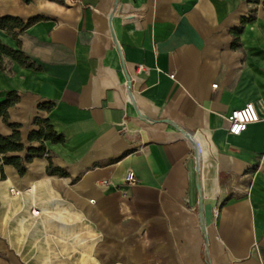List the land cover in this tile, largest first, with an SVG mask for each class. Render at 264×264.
<instances>
[{"label":"crops","instance_id":"1","mask_svg":"<svg viewBox=\"0 0 264 264\" xmlns=\"http://www.w3.org/2000/svg\"><path fill=\"white\" fill-rule=\"evenodd\" d=\"M0 17L34 63L0 70L8 121L38 146L46 119L67 172L43 155L19 175L0 154L2 258L34 242L79 264H264V0H0ZM248 102L259 119L230 134Z\"/></svg>","mask_w":264,"mask_h":264},{"label":"trees","instance_id":"2","mask_svg":"<svg viewBox=\"0 0 264 264\" xmlns=\"http://www.w3.org/2000/svg\"><path fill=\"white\" fill-rule=\"evenodd\" d=\"M23 1L30 2L31 0ZM252 18L253 16H250L248 18L242 17L240 20V26L236 28L235 31H239L242 25L245 22L252 20ZM1 19L2 18L0 17V21ZM235 46L236 43L233 41L232 47ZM6 57L24 67L34 66L33 61L19 47H11L2 42V40L0 39V70L6 69ZM17 99L18 95L15 92H8L5 99L0 102V116H2L4 122L12 129V132L8 135L0 133V154L2 163L12 165L19 175H23L27 170V163H29L34 157L46 155V172L49 174L66 176L67 172L58 166H54L52 164L50 156L47 154L44 141H50L52 143L62 142L63 136L61 134H58L46 119L35 117L33 122L38 126V128L30 130L27 136V140L29 142L38 141V146H26L20 138L19 124L10 123L8 121L7 107L15 103ZM21 151H25L24 156H21L19 154H8L10 152Z\"/></svg>","mask_w":264,"mask_h":264},{"label":"rangeland","instance_id":"3","mask_svg":"<svg viewBox=\"0 0 264 264\" xmlns=\"http://www.w3.org/2000/svg\"><path fill=\"white\" fill-rule=\"evenodd\" d=\"M28 229L33 239L34 227H29ZM95 246L97 247L98 243L92 242V254H94L93 251ZM35 248L36 244L34 242H27L26 244L6 243V258H2L0 253V264H79L77 259L50 256V254H56L51 253L50 248L46 250L44 258H36L35 256L37 253ZM81 252L82 250H78L76 254H80ZM83 261V259H80L81 263Z\"/></svg>","mask_w":264,"mask_h":264},{"label":"built area","instance_id":"4","mask_svg":"<svg viewBox=\"0 0 264 264\" xmlns=\"http://www.w3.org/2000/svg\"><path fill=\"white\" fill-rule=\"evenodd\" d=\"M215 85L212 84L214 87ZM225 119L227 121L228 132L232 135H239L247 128L248 124L256 122L259 119V115L254 104L248 102L240 108L232 109ZM124 180L128 185H133L137 182L135 173L130 169L127 170ZM101 184L107 186L108 181L104 179L101 181ZM38 213L39 210L37 209L31 210L32 215H37Z\"/></svg>","mask_w":264,"mask_h":264},{"label":"water","instance_id":"5","mask_svg":"<svg viewBox=\"0 0 264 264\" xmlns=\"http://www.w3.org/2000/svg\"><path fill=\"white\" fill-rule=\"evenodd\" d=\"M185 133V132H184ZM185 135L188 137V138H190V135L189 134H187V133H185ZM191 139V138H190ZM201 199L199 198V215H200V217L202 216V212H201Z\"/></svg>","mask_w":264,"mask_h":264}]
</instances>
